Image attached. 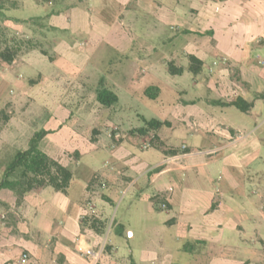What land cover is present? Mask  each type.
Returning <instances> with one entry per match:
<instances>
[{"label": "crops", "instance_id": "crops-1", "mask_svg": "<svg viewBox=\"0 0 264 264\" xmlns=\"http://www.w3.org/2000/svg\"><path fill=\"white\" fill-rule=\"evenodd\" d=\"M89 1L96 6L92 16L84 4L49 20L63 33L54 50L55 59L59 55L66 59L57 61L62 72L66 66L68 73L88 74L94 52L89 41L98 30L101 48L106 46L118 54L120 71L115 64L109 74L101 70L104 84L116 94L115 89L127 88V94L133 96L135 83L170 61L181 62L185 71L180 75H185L189 72L188 55L196 56L203 68L193 74L191 87L199 94L186 100L183 95L187 89L177 87L174 91L180 97L172 104L176 120L193 141L176 146L170 135L163 136L162 127L152 133L165 146L144 149L143 144L149 143L146 136L131 132L143 125L126 127L116 104L108 108L101 105V137L91 139V134L74 121L76 112L67 103L59 104V97L73 90H63L61 78L39 72L37 81L30 80L39 86L30 84L26 96L41 108L37 121L41 127L34 133L49 131L40 148L69 168L85 150L99 144L106 158L101 168L86 171L79 198L72 192L76 175L71 168L74 178L67 193L46 187L29 192L17 204L12 190H0V264H22L24 252L29 254L25 264H137L133 255L129 260L117 257L118 248L110 242L111 252L103 251L98 261L86 255V249L99 251L104 247L103 236L83 229L81 219L88 212L86 205L101 201L99 213L105 216L106 204L113 203L115 192L129 185L152 183L158 185L150 198L152 208L162 209L164 203L163 209L174 211L178 206V212L166 223L175 227L173 237L195 245H183L165 256L146 250L144 264H174L173 258H178L177 264H264V0ZM77 40L83 42L74 44ZM60 48H65L66 54H60ZM33 51L12 65H1L3 85L25 89L18 78L17 63L22 64L20 68L29 65ZM211 94L216 98L205 96ZM237 99L249 103L239 117L229 112L237 108L231 104ZM201 103L207 108L199 106ZM230 114L238 119L233 120ZM162 121H169L171 130L178 128L171 120ZM13 143L10 145L15 146ZM167 147L184 151L166 154ZM75 151L79 154L74 159L71 153ZM96 174L101 176L102 186L89 189ZM180 201L183 203L175 204ZM63 213L65 221L60 219ZM115 232L134 236L122 224Z\"/></svg>", "mask_w": 264, "mask_h": 264}, {"label": "rangeland", "instance_id": "rangeland-1", "mask_svg": "<svg viewBox=\"0 0 264 264\" xmlns=\"http://www.w3.org/2000/svg\"><path fill=\"white\" fill-rule=\"evenodd\" d=\"M70 1L71 3L77 4H80L81 2L80 5H88V7H90V9L88 10L91 14L90 16H92L94 11L96 10V6H94V4L89 0ZM21 3L24 9H22L21 11L13 10L12 13L16 14L19 12L18 14L20 15V17L29 18L32 15L29 12L32 11H28V9L33 10L34 7L32 1L23 0ZM41 12H43L42 7L39 8V11L37 9L36 14H43ZM92 19L93 17L90 18V21L95 24V21ZM6 24L9 27L14 28V30L18 31L19 35L22 38H32L33 36L32 31L30 30L31 26L29 25L16 23L13 24L11 22H7ZM0 25H4V22L1 19ZM58 34L59 36L63 35V33L61 32H59ZM66 36L68 37L69 34H67ZM100 36L101 34L99 30L98 34L91 36L92 40L89 41V47H92L91 49H94V52L92 53V55H90V57H92L87 72L88 74L84 76L78 75V73H68L70 71L66 70V68H68L66 66L64 67L62 72L63 67L61 68V63H57V61L59 60V58L60 61H64L66 60L65 58L59 55L57 59L52 62L39 50L30 53V57L28 60L29 65L20 68L22 67V64L20 63V61L17 63V65H20L17 66L19 67V69L16 68V70L18 69V78L21 81V85H23L24 83L23 87L25 89H22L21 87L17 88L13 84L3 85L1 81L2 76L0 75V87H2L0 93V158H4L8 152L12 153L13 149H19L16 146H19L20 148L22 146H26L25 142L27 140V137V145H29L28 142L32 137L31 135H33L35 130L40 129L41 127L37 123V121H39L41 108L37 107V105H35V102L26 96V88H28L31 84L30 80L37 81L39 79V72L47 73L55 79L56 77L61 78V88L63 90H73L70 94H67L66 97H59V104L60 102L64 105L67 103L70 109L76 112L74 121L80 123L81 126L79 127L82 131L91 134V139L101 137V105L96 100V89L98 87L99 79L101 78V70L104 73H108L114 67V65L112 64H115L114 68H119V71L121 69L118 64V57L115 56V54H117V51L113 49L108 50V47L106 46L101 48V43H99ZM35 37L37 38V36ZM81 42L83 41L77 40L74 42V44L79 45V43ZM50 46L51 45H47L46 48L50 52H52V55H54V57H56L57 55H55L54 52L56 47H54V49H51L52 47ZM66 51L67 50H65V48H60L59 53L66 54ZM21 57L23 58V55ZM174 64L177 67L182 66L181 62ZM1 65L5 64L0 63V67ZM190 72L191 71L185 72V75L172 74L169 70L168 64L165 66L160 65L159 67H157L156 73L152 72L151 75H148L147 77L140 79L138 83H135V86H133L135 92H133V96H129V94H127V88L115 89L117 94L120 96V100L118 101V103H116L117 114L122 117L123 121L126 123V127L130 128L131 125H144L143 117L147 119L156 118L160 119L161 121L171 120L175 125L178 126V128L171 130L167 125H163V130H165L163 134L164 137L170 135V140H172V143L176 146H180L183 142L190 143V141H193L191 135H185L186 131L176 120L173 112L174 108L172 105L177 101V99L179 100L180 97L179 94H176L174 91L177 87L187 89V92L183 95V98L186 100H194L198 96L197 94H199V92L191 87V83H193L194 80V73ZM117 74L121 75L120 73ZM114 75L115 74H113L112 76L114 77ZM83 77L84 79H82ZM151 85L161 87V92L158 93L156 98L148 97L144 92L145 89ZM31 86L37 88L39 86V82L31 84ZM35 90L36 89H33L32 91ZM214 95L211 94L205 96L209 97L210 99H214L216 98ZM199 106L207 108L206 103H201ZM237 108L232 107L230 108L229 112H233L239 117L241 116V112H243V109L239 107ZM7 114L10 115V117L9 120L5 122V117ZM235 115L230 114L229 117L233 120H235V118L238 119V117ZM154 135L155 134L151 132L146 136L147 139L145 137V140L149 142L148 144L152 143ZM11 141L14 142L13 144L15 146L10 145ZM158 142L159 141H156V143ZM92 149L93 150L91 151L85 150L82 158L79 159V161L74 160L70 165V168L74 170V173L76 175L72 187V192H74L75 198H79L83 195L82 191L86 183V180L85 178H83V176L86 174V171L88 169L101 168V162H103V160H105L106 158V152L104 149H101V144ZM75 152L71 153L73 155V158L76 157ZM80 174H82V177H80ZM98 187L99 186H96V188ZM157 191L158 185L153 183L149 184V186L142 185V187H134L129 185L128 187H125L112 195L113 203L106 204L107 213H105V216L109 219V226L106 234L102 237L101 240V245L104 244V253L111 252V248L107 249L105 247V245L110 242L117 246L118 251L116 256L120 259L129 260L131 258V255H133L135 260L137 261V264H144L145 261H142V255L146 250H152L154 252H157L158 254L161 253L163 256H165L168 252L176 250L177 248H181L183 245H187L189 247L195 245V243L191 241L185 239L177 240L175 237H173L174 233L176 232L175 227L166 223L171 215H174L178 212H175V210L178 209V206L174 208V211L166 210L163 208L157 210L152 208L153 202L150 200V198L154 194H156ZM94 202L95 200L93 199V203ZM98 202L99 200L97 201V203ZM176 203L180 205V203H183V201L175 202V204ZM96 205L93 206L92 210H95L94 213L100 215L99 210L102 209L101 201L97 205L98 208L96 207ZM90 206L91 205H86L88 209L87 213H91L92 211H90ZM65 216L66 215L64 214V216H61L60 219L65 221ZM63 221H60L61 224ZM118 224H122L127 230L129 229L133 231L134 236L131 237L128 233L125 237L116 234L115 229ZM172 261L173 263L175 262L174 264H177L178 258H173ZM154 264L161 263L154 262Z\"/></svg>", "mask_w": 264, "mask_h": 264}, {"label": "trees", "instance_id": "trees-1", "mask_svg": "<svg viewBox=\"0 0 264 264\" xmlns=\"http://www.w3.org/2000/svg\"><path fill=\"white\" fill-rule=\"evenodd\" d=\"M22 1H0V19L4 22V25H0V63L12 65L19 57L33 50H39L51 61H54V55L46 47L47 45H51V49H54L60 37L58 33L61 30L50 25L49 20L54 15H59L71 8L79 6L81 2L77 4L71 3L70 0H31L34 7L33 10L28 9V11H32L29 12L32 15L29 18H22L18 14L19 12L16 14L12 13L13 10L21 11L24 9L21 3ZM41 7L43 8V12H41L43 14H36L37 9L39 11ZM7 22L31 26L32 38H22L18 31L6 24ZM188 59L189 66L187 69L194 74L199 73L203 68V62L194 55H188ZM167 64L172 74H182L185 71L184 67L175 66L173 61ZM104 83V79L100 78L96 89V100L100 105L108 108L118 103L119 97ZM159 90L160 88L158 86L151 85L144 92L148 97L156 98L160 92ZM231 104L243 110H246V107L249 106V103L241 101V99H237ZM9 117L10 115L7 114L5 122L9 120ZM169 124V121H161L156 118H144V125L133 129L132 132H136L141 136H147L152 131L156 132L163 125L168 126ZM48 132L45 129L36 131L30 138L27 148L13 149L12 153L8 152L4 158H0V190H12L17 198V204H21L25 195L29 192H38L46 187H51L57 192H68L74 178L73 171L40 148V142ZM156 141L159 142L156 143ZM151 145L158 148L165 146L157 135L153 136ZM180 150L182 149L176 147L164 148V152L171 155L178 154ZM75 153L76 155L79 154L77 151ZM102 183L101 176L96 174L89 184V189L102 186ZM154 200L157 204L158 201L156 199ZM1 206L8 208V205ZM81 224L83 229H90L104 236L109 226V219L102 214L99 215L91 212L82 217ZM105 247L107 249L111 248L109 244H106Z\"/></svg>", "mask_w": 264, "mask_h": 264}, {"label": "built area", "instance_id": "built-area-1", "mask_svg": "<svg viewBox=\"0 0 264 264\" xmlns=\"http://www.w3.org/2000/svg\"><path fill=\"white\" fill-rule=\"evenodd\" d=\"M149 146L150 145L148 143H145V144H143L142 148L147 149ZM161 207L165 208V204L164 203L161 204ZM90 208H91L90 209V211H91L93 209V206L91 205ZM91 212L94 213V210H92ZM103 249H104V247H102L99 251H95L93 249H86L85 250V254L88 255V256H91L93 260L98 261L100 256L103 253ZM28 260H29V254L24 252L21 255L20 261H21L22 264H25V263H27Z\"/></svg>", "mask_w": 264, "mask_h": 264}]
</instances>
